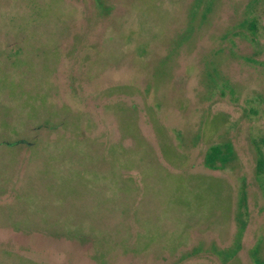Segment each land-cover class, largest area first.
I'll return each mask as SVG.
<instances>
[{
  "label": "rangeland",
  "instance_id": "rangeland-1",
  "mask_svg": "<svg viewBox=\"0 0 264 264\" xmlns=\"http://www.w3.org/2000/svg\"><path fill=\"white\" fill-rule=\"evenodd\" d=\"M260 137L264 0H0V264H264Z\"/></svg>",
  "mask_w": 264,
  "mask_h": 264
},
{
  "label": "trees",
  "instance_id": "trees-1",
  "mask_svg": "<svg viewBox=\"0 0 264 264\" xmlns=\"http://www.w3.org/2000/svg\"><path fill=\"white\" fill-rule=\"evenodd\" d=\"M250 26H254L250 22ZM260 146L257 148L256 170L257 173L263 172L264 169V137L259 138ZM231 148L227 144L215 143L208 146L203 155L202 164L210 169L222 168L231 158ZM264 174V173H262Z\"/></svg>",
  "mask_w": 264,
  "mask_h": 264
}]
</instances>
